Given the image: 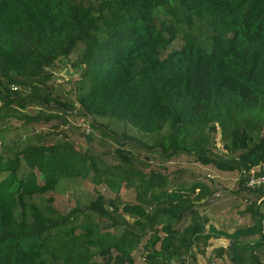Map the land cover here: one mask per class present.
I'll return each instance as SVG.
<instances>
[{
    "label": "trees",
    "instance_id": "1",
    "mask_svg": "<svg viewBox=\"0 0 264 264\" xmlns=\"http://www.w3.org/2000/svg\"><path fill=\"white\" fill-rule=\"evenodd\" d=\"M60 60L79 76L57 91ZM69 114L86 122H74L85 148ZM10 116L21 122L0 139V264H207L195 252L221 235L213 257L264 264L260 189L238 179L253 219L227 232L198 210L213 188L174 183L185 178L163 164L177 153L231 171L264 162V0H0V124ZM97 118L123 127L97 124L115 143L108 161L88 145ZM65 175L88 178L95 196L58 210L46 193ZM122 181L132 199L119 200Z\"/></svg>",
    "mask_w": 264,
    "mask_h": 264
},
{
    "label": "rangeland",
    "instance_id": "2",
    "mask_svg": "<svg viewBox=\"0 0 264 264\" xmlns=\"http://www.w3.org/2000/svg\"><path fill=\"white\" fill-rule=\"evenodd\" d=\"M75 54H76V49H74L69 54L67 62L72 61L76 56ZM64 64H65V60L56 61L54 67L52 68L51 78L48 81L53 85V88L56 89L57 91L69 89L70 83L73 82L79 76L76 69L70 68V67L65 68ZM11 89H13V88H11ZM69 94L72 97L73 96V90H70L68 92V95ZM66 117L65 118L68 121V124L70 125V127H68V124H67V127H66L68 134H70V135H68L69 139L71 140L72 143H74L75 147L81 148V149L85 148L86 144H85L84 137L82 136L83 134H81V128L78 125H75L74 122H76V120H77L76 123H80L81 126L82 125L86 126V122L84 120L82 121L81 117H77L76 115H73V114L66 115ZM104 121H106L107 128H115L117 131H121V129L123 127L121 126L120 122L118 123L117 121H115L112 118H109V119L108 118H97V120L94 122L95 124L92 125V131L89 133V134H91L92 138L89 141L88 145H90L91 150L94 153L99 154V156H101L104 160L108 161V160L112 159V147L115 145V143L108 136H103V135L102 136L105 139L103 138L102 140H99L100 136H101V132L98 130L97 124L98 123L101 124ZM4 122H5V125L0 124V139H3V140H5V138H11L14 135L15 132H13V131L17 128L18 129L20 128V122L21 121H20V118H15V117L10 116V117L6 118ZM44 126H45L44 128L48 127L47 125H44ZM2 128L8 130L9 132H7V134H4L3 132H1ZM19 132H21V131H19ZM51 136L54 139H57L59 137L58 135L55 136V134H53ZM0 146H1V144H0ZM217 146H220V144L218 143ZM130 147H131L132 151L135 153L150 156L148 159L150 162L148 161V163H150L151 167L155 168L157 166V160L159 158L156 156L157 154H155L151 151H150L151 152L150 153L146 149H140L139 146H135V145L132 146L131 145ZM105 150H109V152H105ZM57 163H58V166H60V168L62 169V171H64L62 163L60 161H57ZM198 163L199 162H197L189 154L177 153V154L171 156L169 158V160H167L163 164H165L166 170H168V171L169 170L174 171V170L179 169L180 171L178 170V174H181V176L185 178V179H183L184 182L182 184L187 185L189 183V181H188L189 177L194 176L193 171H191V169L195 170V168H197L198 170H196V171L199 173L198 175H201L200 177H202L201 179L203 180V176H205V173H206L205 172L203 174V172L205 171L204 167H205V165H208V166L210 165V164H204L203 167H201L200 165H197ZM262 163H264V162H262ZM232 172L234 173L236 171L232 170ZM232 172L226 171L225 173L229 174L230 176H233ZM208 173L211 174V177H209V178L214 177V179H219L220 181H222V183H220V185L224 184L226 187L230 186V183H229L230 180H227L229 175H225V173H223L224 177H222L220 175V173H216L215 171L212 172L211 170H208ZM215 185H217V184H215ZM215 185H211V187H213ZM101 186L102 185L100 184L99 188L105 194L106 193L108 194V191H109V194H110V192L113 193V191L108 190L106 186H104V187L102 186L103 189L101 188ZM225 186L218 188V195L216 196L217 198L213 203H211V205L216 207L218 202H219V205L222 202H224V203L218 208V210L215 207L213 208V206H212V208L209 209V211L207 210L211 214V216H213L212 217V220H213L212 224L213 225L215 224L216 226H218L217 223L219 221L223 222L226 226H231L234 222H243V221H246V219H247V215L238 216V214H234V210L231 209L230 207H229V209L231 210L230 213H227L226 209L222 210V208H225L227 205H229V203L232 200H234V201L238 200V199L236 200L235 197H230V195H228L229 194L228 192L230 191L229 190L230 187L226 189ZM130 189H131L130 185L128 183L125 184L122 181L120 183V185H118V187H117V193L119 196V200H123L126 198L131 199L132 194H131ZM47 194H51L53 196L54 200H53L52 204L55 205L56 208L60 211H63L65 209L69 208L76 201L79 203H83V202H86L95 196L94 190H93L91 183L89 182L88 178H82L79 175H74V176L65 175V176L60 177L58 184L55 186L54 190L46 193V195ZM227 196H229V197H227ZM228 200H231V201H228ZM220 209L222 211H225L226 213L222 214V211ZM198 210L201 211V210H203V208L200 206V207H198ZM208 212H205V215L209 214ZM91 219L94 220L93 217ZM101 226H102V224H101ZM206 226H207V224H206ZM109 228L112 229L111 226ZM220 237H222V236H220ZM220 237H219V239L221 240ZM219 239H218L217 243H215V244H218L219 242H222L223 244H225L227 241V239H225V237H223V239L221 241ZM213 249H214V246H213L212 250ZM208 255H209V257H213V251L210 250L206 255L203 256V259L206 260ZM201 260L202 259L200 258V261ZM224 261L227 264V262H226L227 259ZM138 263L139 262L136 260V264H138Z\"/></svg>",
    "mask_w": 264,
    "mask_h": 264
},
{
    "label": "crops",
    "instance_id": "3",
    "mask_svg": "<svg viewBox=\"0 0 264 264\" xmlns=\"http://www.w3.org/2000/svg\"><path fill=\"white\" fill-rule=\"evenodd\" d=\"M197 165H200L201 167H203V165L204 164H201V163H198ZM204 169H205V171L203 172V174L206 172V173H208V170H211L212 172L213 171H215L216 173H220V175L222 176V177H224V174L223 173H225L226 171H230V172H232L231 170H222V169H216V168H213V166H208V165H205V167H204ZM196 170H198L197 168H195V170H192L191 169V171H193V175L194 176H190L189 177V179L190 178H192V179H190V180H188L189 181V183L190 182H193V181H196V180H201V181H203L210 189L211 188H213V187H211V185H215V184H217L219 187H224L225 185L224 184H221L220 185V183H222V181H220L219 179H214V177H212V178H206L205 176H203V180L201 179L202 177H200L201 175H198L199 173L196 171ZM232 174H233V176H230L229 174H226L225 173V175H229L228 176V179L227 180H230L229 181V183H230V188L229 187H226V189L227 188H229V194L228 195H230V197H235L236 198V200L237 201H234V200H228V201H231L230 203H229V205H227L225 208H222V210H225L226 209V211H227V213H230L231 212V210L229 209V207L231 208V209H233L234 210V214H238V216H242V215H247V219H246V221H243V222H234L231 226H226L223 222H216L217 224H218V226H216L215 224V226L212 224L213 223V220H212V217L213 216H211V214L208 212L209 211V209L210 208H212V206L213 205H211V203H213L215 200H216V198L217 197H215V198H212V199H210V201L207 203V204H204L203 206L205 207H203V206H201L202 208H203V210H201L200 212H202V213H204L205 214V212H208L209 214H206V216L208 217V220H207V222H206V224H211V225H213L214 226V228H216V229H221L222 228V230H224V231H230V230H232L235 226H237V225H240V224H246V223H250L252 220L251 219H253L252 218V216H251V214H250V211H246L245 209H244V206H245V202H244V198H248V199H250L251 198V196H253V192L252 191H249V190H246V189H241L240 191H237V180L235 181V179H234V177L236 176V174H237V171L236 172H232ZM220 177V176H219ZM172 181L174 182V183H180V182H184V180L183 179H178V177L177 178H173L172 179ZM214 189V188H213ZM212 189V190H213ZM225 189V190H226ZM131 194H132V198H133V189H132V187H131ZM195 191H196V189H195ZM227 191V190H226ZM221 192V191H220ZM112 192H110V194H111ZM113 194V193H112ZM117 195H118V193H117ZM119 197V196H118ZM227 197H229V196H227ZM226 197V198H227ZM131 198V199H132ZM126 199H129V198H126ZM223 199V198H222ZM264 199V198H263ZM227 200V199H226ZM222 202V201H221ZM224 202H222V203H220V205H219V202H218V204L216 205V207L215 206H213V208L215 207V208H217V210H218V208L223 204ZM198 207H200V206H198ZM258 209L260 210V211H263L264 212V200H261L259 203H258ZM208 210V211H207ZM221 210V209H220ZM221 210V211H222ZM226 212L225 211H222V214H225ZM262 227H263V230H264V219H262ZM222 236V235H221ZM219 237L220 236H218V237H210L209 238V241H210V244L208 245V246H206L205 247V249H204V252L203 253H201V252H195V258H196V261L198 262V263H204V262H209V261H214V262H216V264H221V262H223L224 260H226V259H224L223 261L222 260H220V259H218V258H215V257H209V255H208V257H207V259L206 260H204L203 259V256L204 255H206L210 250L211 251H213L212 250V248H213V246L215 247V246H217L218 244H222V245H225V244H223L222 242H219L218 244H215V243H217V241H218V239H219ZM221 238V240L223 239V236L222 237H220ZM226 239V238H225ZM220 240V239H219ZM220 240V241H221ZM227 242V241H226ZM137 257V256H136ZM200 258L202 259L201 261H200ZM220 260V261H219ZM225 262V261H224ZM227 262V261H226ZM134 264H136V262L134 263Z\"/></svg>",
    "mask_w": 264,
    "mask_h": 264
},
{
    "label": "built area",
    "instance_id": "4",
    "mask_svg": "<svg viewBox=\"0 0 264 264\" xmlns=\"http://www.w3.org/2000/svg\"><path fill=\"white\" fill-rule=\"evenodd\" d=\"M13 88L15 86H12ZM261 169L262 172H258L257 171ZM205 177L209 179V177H211L210 173H205ZM239 178L243 179V185L245 186V188L247 189H260L261 190V194L258 198L257 201H260L262 199V197L264 196V163L261 164H256L253 165L251 167H249L247 170L244 168H240L237 170V174L234 177L235 181ZM213 190L211 192V197L215 198L218 195V188H220L218 185L213 186ZM220 190V189H219ZM207 264H216V262L214 261H210Z\"/></svg>",
    "mask_w": 264,
    "mask_h": 264
},
{
    "label": "clouds",
    "instance_id": "5",
    "mask_svg": "<svg viewBox=\"0 0 264 264\" xmlns=\"http://www.w3.org/2000/svg\"><path fill=\"white\" fill-rule=\"evenodd\" d=\"M12 86H15V85L11 84L10 87L13 88ZM15 87H16V86H15ZM15 87H14V88H15ZM14 88H13V89H14Z\"/></svg>",
    "mask_w": 264,
    "mask_h": 264
}]
</instances>
